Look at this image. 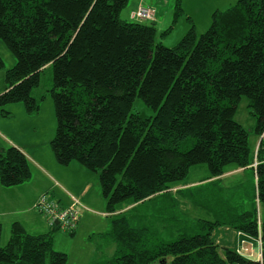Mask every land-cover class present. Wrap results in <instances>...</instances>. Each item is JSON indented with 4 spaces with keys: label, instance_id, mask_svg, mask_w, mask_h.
<instances>
[{
    "label": "trees",
    "instance_id": "1",
    "mask_svg": "<svg viewBox=\"0 0 264 264\" xmlns=\"http://www.w3.org/2000/svg\"><path fill=\"white\" fill-rule=\"evenodd\" d=\"M128 3L0 0V41L16 58L5 72L2 115L18 103L28 114L39 113L45 97L33 92L52 67V151L60 165L77 162L98 174L111 215L103 236L114 241L116 252L91 264H264L259 208L240 210L226 201L212 220L192 219L177 211L180 201L171 195L194 166L206 165V180L214 183L230 168H251L256 200L264 204V139L256 156L248 131L235 120L245 97L255 135L264 133V0L216 10L201 35L189 17L190 29L172 48L156 43L154 25L121 19ZM173 15L163 37L185 15L182 0ZM137 97L154 116L132 112ZM31 177L19 148L0 149L1 186ZM52 226L49 233L30 234L15 222L2 246L0 224V264H68V254L54 246L55 232L63 229ZM220 228L243 233L253 244L259 240L261 260L240 255L237 246L221 248L215 240Z\"/></svg>",
    "mask_w": 264,
    "mask_h": 264
},
{
    "label": "rangeland",
    "instance_id": "2",
    "mask_svg": "<svg viewBox=\"0 0 264 264\" xmlns=\"http://www.w3.org/2000/svg\"><path fill=\"white\" fill-rule=\"evenodd\" d=\"M238 0H184L188 5H193L196 3L198 6L203 8V11H198L197 18L193 21L197 23V31L198 34L201 35L205 33L211 23H212V14L219 10H225L230 6L234 5ZM140 4L151 5L154 6L158 10L157 19L153 21L144 22V24L152 25L153 22L158 19H162V23L156 26L157 36L156 43H162L164 46L172 48L178 45V43L183 39L187 31L191 27L190 21L187 19L188 16L185 15L180 19L173 33L163 37L162 33L167 30L171 26V22L173 19L174 8L176 4V0H129L128 5L124 8L121 13L122 20L132 21L131 13L132 11H136ZM183 4V0H182ZM138 5V6H137ZM184 9V7H183ZM209 12V17H208ZM207 16V19L205 17ZM209 18V20H208ZM192 19V18H191ZM189 23V24H188ZM0 55L2 56L5 67L3 70H0V74H4V79L2 84L5 82V72L7 69H10L14 66L16 62L15 56L9 51V49L5 46L4 43L0 41ZM53 88V69L52 67H48L41 74V85L39 88L35 89L33 92V96L41 99L45 97L41 101V112L39 114H30L25 113L23 103L12 104L5 107V110L9 113V116H3L0 109V124L5 126H0V133L4 136H7L10 139H14L17 141L27 142L31 140L33 137L37 138V140H41V143L45 145H49L52 141L56 129H57V119L54 109L53 99L50 94V90ZM23 110V111H22ZM133 113H139L145 117L154 116V111L149 108L142 99L137 97L133 103ZM235 120L240 123L249 133L250 135V146L254 149L255 153L257 148H255L257 136L254 133V129L256 126V118L251 114L250 109L248 108V99L243 98L238 106V110L235 116ZM3 138V139H2ZM193 140L190 141L189 145ZM9 147L5 141V138L0 135V149H5ZM251 172H247V174L235 175L233 177H228L221 184V192L213 191L210 183L207 181L201 182L203 179H206L209 176L208 169L206 165H198L194 166L187 178L182 181L178 185H184L187 183L198 182L197 184L191 185L192 187H198L193 189L194 199L197 202L196 207L193 205L188 210L186 204L188 203V197L178 194L177 199L181 202L178 206V212H183L187 214L190 218L194 219H208L209 215L204 212L205 210L202 208V205L208 206H225L226 201L229 202L232 206H238L239 209L243 210H252L255 207L259 208V215L261 218H264V204L259 205L256 200L257 197V189H256V181L254 180L253 174L252 179H249ZM175 186V187H176ZM174 187V188H175ZM190 187V186H188ZM173 188V189H174ZM175 190V189H174ZM176 191L171 193L172 197H176ZM219 201H221L219 203ZM221 229V228H220ZM215 232V240L218 245L223 248L226 246H231L232 248L236 247V243H238L239 235L234 232H230V230L222 229ZM230 233V239L227 240L228 234ZM233 237V238H232ZM235 238V239H234ZM232 239V240H231ZM9 240V234L3 237L1 245L4 246ZM240 240V238H239ZM242 240V238H241ZM240 240V241H241ZM106 246L102 245L99 248L102 249V256L96 257V261H106L110 257L115 254V243L114 241L108 237L106 240ZM254 256L250 257L254 260H261V257L258 256L260 251V244H254ZM104 248V249H103ZM220 248V252L222 250ZM56 251L69 253V262L68 264H78L75 259V244L70 240L58 239L55 245ZM65 253V252H64Z\"/></svg>",
    "mask_w": 264,
    "mask_h": 264
},
{
    "label": "crops",
    "instance_id": "3",
    "mask_svg": "<svg viewBox=\"0 0 264 264\" xmlns=\"http://www.w3.org/2000/svg\"><path fill=\"white\" fill-rule=\"evenodd\" d=\"M183 7L186 16L189 15L192 20L197 18L199 10L200 12L203 11V8L198 6L196 3L188 5L185 2L184 4V0ZM133 12L134 11H132V13ZM157 14L158 10L156 9L155 19H157ZM189 17H187V19ZM205 19H207V16ZM160 23H162V19H158V21L156 20L152 25L157 26L158 24L160 25ZM194 23L197 27V23L195 21ZM3 79L4 74H0V94L6 89V83L4 82L2 84ZM25 113H27L26 110ZM0 126L5 125L0 124ZM0 135L5 138L8 146H15L26 155L32 170L31 179L22 185L11 188H5L0 185V224L2 225L3 230L2 240L7 234H9L10 237L11 226L15 222L21 223L30 234L49 233L53 230V226L49 224L48 219L33 208L40 195L44 193L48 194L51 198L57 200L62 207H67L71 203L70 196H75L85 207L82 212L78 228L74 232V235H71L61 229L57 230L54 235V246L56 245V241L58 239L70 240L75 244L74 254L78 264H91L93 262H97L96 260H100V256H102V249L99 247L102 245L106 246L107 244L106 240L108 238L103 235L109 231L111 215L108 214L106 210V201L102 196L98 174L87 170L84 166L77 162H72L68 166L60 165L52 151L51 142L48 146H44L41 143V140L39 141L35 137L27 142H24V140H9L7 136L2 135L1 133ZM260 141L261 138L257 137L255 148L258 147ZM247 172H251L253 174L254 171L251 168H230L216 183H214V179L206 180L208 176L201 182L207 181L210 183L209 185H211L210 187H212L213 191L221 192V184L224 180L235 175H246ZM252 174L249 179H252ZM254 180L256 181V177H254ZM197 183L198 182L178 185L174 188L175 190L173 189V192L178 191L177 193L185 196L186 198L188 197L189 204L183 203V205L186 204L188 210H190V207L193 205H195L194 207L198 206V201L194 199L193 195V189L198 187L191 186ZM181 190H184L182 191L183 193H181ZM177 196L178 194L176 195V198ZM220 202L221 201H219V203ZM130 207L131 205H124V210ZM202 208L205 210L204 212L209 215L208 220H212L215 215H218V206L207 207L206 205H202ZM222 229L230 230V232H233V235L234 232L237 233L230 228H221L220 230ZM230 238L229 233L226 239L229 240ZM239 238L240 237H238V243H236L237 247L240 245ZM255 243L257 245L260 244L259 240L254 241V244ZM114 245V252H116V244ZM64 252L67 253L66 251ZM67 254L69 257V253ZM96 257L100 258L96 259Z\"/></svg>",
    "mask_w": 264,
    "mask_h": 264
},
{
    "label": "built area",
    "instance_id": "4",
    "mask_svg": "<svg viewBox=\"0 0 264 264\" xmlns=\"http://www.w3.org/2000/svg\"><path fill=\"white\" fill-rule=\"evenodd\" d=\"M155 17L156 9L154 7L145 6L144 4H140L137 10L131 14V19L139 22L153 21L155 20ZM262 139H264V133L261 136V140ZM258 148L259 146L256 150V156ZM257 165L258 162L256 159L254 167ZM70 197L71 203L67 207H62L57 200L44 193L36 200L33 208L44 215L48 219L51 226L56 224L58 221V225H60L64 231L73 232L77 229L78 222L85 207L78 198L75 196ZM238 235L242 238V240L240 241L237 252L240 255L247 256L249 258L254 256V244L252 243L251 238L243 233H238ZM258 256L261 257V253H259Z\"/></svg>",
    "mask_w": 264,
    "mask_h": 264
},
{
    "label": "water",
    "instance_id": "5",
    "mask_svg": "<svg viewBox=\"0 0 264 264\" xmlns=\"http://www.w3.org/2000/svg\"><path fill=\"white\" fill-rule=\"evenodd\" d=\"M56 224H58V221L56 222Z\"/></svg>",
    "mask_w": 264,
    "mask_h": 264
}]
</instances>
